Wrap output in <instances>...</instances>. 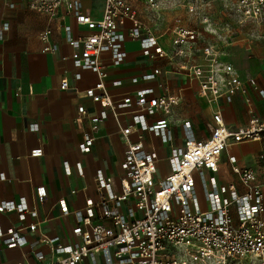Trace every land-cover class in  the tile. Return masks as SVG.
Here are the masks:
<instances>
[{
  "label": "built area",
  "instance_id": "1",
  "mask_svg": "<svg viewBox=\"0 0 264 264\" xmlns=\"http://www.w3.org/2000/svg\"><path fill=\"white\" fill-rule=\"evenodd\" d=\"M26 1L31 9L50 18L58 17L64 8L79 27L87 29L86 33H74L70 25L63 27L66 43L76 51L72 57L74 65L97 75L96 83L84 90V96L99 104L100 110L92 114L80 105L73 119L83 128L78 148L82 154L90 153L101 137L100 124L111 115L118 124L124 156L117 184L103 170H96V186L101 195L98 203L72 210L65 198L58 201L62 216L74 217L67 238L43 233L39 210L26 197L1 201L0 214L15 212L20 221L33 219L30 224L8 230L0 224V238H7V247L23 249L22 234L29 231L39 234L49 247V254L33 250L34 262L26 264H264V120L256 115L251 99L246 98L248 124L231 129L217 106L220 100L232 102L245 84L264 98V89L259 88L256 79L242 78L215 43H206L201 49V61L195 62L196 43L202 33L185 26L183 19L177 17L172 27L157 35L141 19L134 0H105L104 13L98 19L84 12L83 0ZM138 1L154 19L160 20L159 14L172 0ZM220 1L221 22L201 10V25L217 38L224 39L221 29L230 31L235 23L264 24V0ZM3 2L0 0V10ZM204 5L202 2L201 7ZM1 29L8 31L9 23L4 22ZM52 34L51 28L38 34L44 53L59 50L51 40ZM164 37L168 44L163 42ZM128 39L140 44L146 58L162 62L132 81H157L161 92L142 88L116 101L106 87L109 73L102 55L109 54L107 60L113 66L122 65L127 58L124 43ZM169 73L196 82L199 94L216 107L209 138H197L193 125L184 119L183 144L175 143L171 115L181 95L164 78L159 79ZM81 77L78 72L74 78ZM121 84L120 80L113 81L115 86ZM69 87L67 80L60 86L62 90ZM121 115H129L130 123L122 125ZM85 122L87 129L83 127ZM30 130L39 131V124L33 123ZM147 131L169 146L165 157L146 148L142 134ZM134 134H138V139H133ZM244 142L260 143L256 165L239 167L229 156L227 162L237 180L221 182L218 173L223 155L231 146ZM41 155V148L31 152V156ZM160 162L168 165L165 176L159 175ZM63 170L67 176L74 170L84 176L81 162L71 165L64 161ZM0 179L5 180V174L1 173ZM46 197V187H36V201L44 202Z\"/></svg>",
  "mask_w": 264,
  "mask_h": 264
},
{
  "label": "crops",
  "instance_id": "2",
  "mask_svg": "<svg viewBox=\"0 0 264 264\" xmlns=\"http://www.w3.org/2000/svg\"><path fill=\"white\" fill-rule=\"evenodd\" d=\"M178 1L172 0L166 6L165 12L173 22H166L158 26L157 20L149 17L144 11L142 1L134 0L143 21L154 28L155 34L161 35L173 26L177 17H183L185 9L178 16L175 6ZM212 4V17L222 21V2L210 0ZM209 1V2H210ZM84 12L93 18H101L105 9V0H83ZM189 10L191 5L182 4ZM210 7V5H209ZM208 7V8H209ZM142 9V10H141ZM142 11V12H141ZM180 11V10H179ZM145 12V13H144ZM175 16H169L170 14ZM9 23V30L2 31V24ZM183 24L195 29L189 22ZM64 25H70L74 33L87 32L85 27H79L73 16L66 14L64 8L56 18L35 11L28 6L26 0H4L0 10V174L6 176L0 179V202L18 200L26 197L31 205H36L42 223L40 230L46 235L67 238L74 226L73 215L62 216L58 201L65 198L70 209H78L87 204H96L101 195L96 186L95 172L104 171L108 178H113L117 184L120 163L124 156V143L118 135L117 121L110 115L100 124L101 137L98 138L90 153L82 154L78 144L82 139L83 128L73 122L77 109L84 105L92 114L100 110V105L84 96V90L97 81V75L92 71H82L74 65L73 55L76 51L70 47L64 38ZM158 26V27H157ZM51 28V40L57 43V53L42 52V43L39 32ZM159 28V29H158ZM199 29V27H198ZM196 29V30H198ZM201 29L204 27L201 25ZM200 31V30H199ZM224 39L212 37L211 42L217 46L231 47V55L223 53L222 57L234 64L235 69L242 78L254 77L260 89H264V24L256 25L245 23L234 24L230 30L221 29ZM163 42L168 44L165 37ZM199 40L197 41V43ZM196 43V44H197ZM127 52L125 62L120 66H113L107 59L109 54H103L109 78L106 87L116 101L124 95L132 94L142 88H153L160 93L157 81L139 80L133 78L150 73L161 61H151L146 58L137 41L128 39L124 43ZM200 52V51H199ZM67 57V59H63ZM195 62L201 61L200 55H195ZM80 72L82 77L76 80L75 74ZM174 92L181 95V101L171 115L172 130L175 143L182 145L184 141L181 122L187 119L192 125L195 135L199 139H207L211 135L210 125L213 123V111L216 108L210 105L199 94L196 82L176 73L162 75ZM69 81L70 87L66 90L60 88L63 81ZM114 80H120L121 85H113ZM246 98H250L257 116L264 120V98L249 84L244 90L234 96L232 102L219 101L218 107L222 111L226 125L231 129L246 126L249 121ZM186 102L196 107L190 116L175 118L180 108ZM199 103L200 108H199ZM122 110V109H121ZM151 120V119H149ZM33 123L39 124V131H31ZM120 123H130L129 115H121ZM85 129L89 127L85 122ZM147 149H155L161 157L169 152V146L163 144L159 138L147 131L142 134ZM138 139V134L133 135ZM41 148V156H31V152ZM260 150L259 142H244L231 146L222 157L218 177L221 182L236 181V175L231 171L227 162L228 157L235 159L239 167H254ZM69 161L71 165L81 162L84 167V176H79L74 170L67 176L63 170V162ZM166 162H160L159 167ZM45 186L47 197L44 202L35 198V189ZM76 189L77 193H71ZM33 221L27 217L20 221L17 213L0 214V224L4 230L15 228L21 224L27 225ZM22 238L23 249L7 247V238H0V264H26L33 263L31 251L41 250L49 254V247L44 244L37 232L24 231ZM102 264V263H100Z\"/></svg>",
  "mask_w": 264,
  "mask_h": 264
},
{
  "label": "rangeland",
  "instance_id": "3",
  "mask_svg": "<svg viewBox=\"0 0 264 264\" xmlns=\"http://www.w3.org/2000/svg\"><path fill=\"white\" fill-rule=\"evenodd\" d=\"M209 1L210 0H206L204 7H201V3L203 2V0H181V1H178L177 4H176V6H175L176 8H175L174 11L175 12H178L177 13L178 16L180 14H182V13H180L182 11L181 9H185L184 10L185 11V14H183V17H181V18L184 19L185 22H189L191 24V26L195 27V29H198V27H199V29L197 31L200 30L199 32L202 33V35L200 34V36H199V42L196 44L195 55H200L201 49L204 47V45L206 43H208V42H211V40H209V38L212 39V37L215 36L214 34H210L206 30L201 29V10L204 9L207 13H209L212 16L211 13H212V10H213V8H212L213 7L212 6L213 3L210 1V4H209L210 7L209 8L206 5ZM182 4H187V5L193 6L194 7V10L192 12H189L188 10H186L185 7H181ZM143 5L144 4H142V6ZM144 11H145V9H144ZM162 12H165V10L162 11ZM146 13H147V15L149 17H152L153 18V14L148 13V12H146ZM173 15L175 16V13L174 14L172 13L169 16L171 17ZM160 17H161L160 20L159 19L158 20L157 19H154V20H157L158 26H162L164 23L173 22L174 21L173 20L174 18H169L164 13L163 14L160 13L159 14V18ZM166 20H167V22H166ZM218 40H221V39L218 38ZM222 45H223L222 43H219L218 46L216 44L217 48L220 49L223 53L225 52V54H227L228 56L231 55L232 54L231 47L225 46V45L222 46ZM200 105L201 104L199 103V108H200ZM194 108H196V107L193 104H192V106H190V103L189 102H186L185 105L182 108H180V110L178 111V113L175 115V118H179L180 119V118L185 117V116L186 117L187 116H190L192 114V111H193ZM167 173H168V169L165 168V164L163 163V165H161V167H160L159 175L160 176H165V175H167Z\"/></svg>",
  "mask_w": 264,
  "mask_h": 264
},
{
  "label": "flooded vegetation",
  "instance_id": "4",
  "mask_svg": "<svg viewBox=\"0 0 264 264\" xmlns=\"http://www.w3.org/2000/svg\"><path fill=\"white\" fill-rule=\"evenodd\" d=\"M205 2H206V0L205 1L203 0V3H205Z\"/></svg>",
  "mask_w": 264,
  "mask_h": 264
}]
</instances>
